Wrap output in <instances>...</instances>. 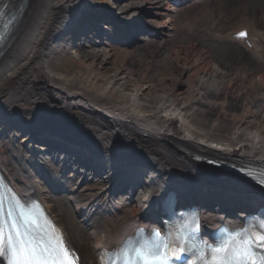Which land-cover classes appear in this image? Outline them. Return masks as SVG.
<instances>
[{"label":"bare ground","instance_id":"6f19581e","mask_svg":"<svg viewBox=\"0 0 264 264\" xmlns=\"http://www.w3.org/2000/svg\"><path fill=\"white\" fill-rule=\"evenodd\" d=\"M183 4L190 15L206 17L196 19L198 35L231 43L236 32L247 33L237 40L243 51L232 44L225 50L231 64L218 63L193 42L169 48L170 17ZM214 7L230 18L228 24L214 25ZM102 14L110 18L92 24ZM19 16L0 54V168L16 190L33 191L55 220L76 235L66 204L81 229L79 250L93 253L119 244L169 188L203 191L214 205L225 197L220 206L264 201L262 190L189 157L264 163V65L254 76L255 64L246 56L264 58V5L237 0H25ZM115 18L149 23L151 38L138 36L118 49L110 36ZM194 27L188 22L182 32L190 37ZM42 128L67 136L96 161L93 167L78 166L65 152L30 149L19 133ZM33 152L39 161V156L46 159L36 174ZM134 157L139 161L130 162ZM54 158L57 188L49 182ZM131 163L144 168L136 179L127 177L130 193L118 201L112 196L115 179L125 177ZM88 179L99 187L84 189ZM54 189H63L57 190L63 194L60 200L52 195ZM219 218L205 214V228Z\"/></svg>","mask_w":264,"mask_h":264},{"label":"snow or ice","instance_id":"6c2138e0","mask_svg":"<svg viewBox=\"0 0 264 264\" xmlns=\"http://www.w3.org/2000/svg\"><path fill=\"white\" fill-rule=\"evenodd\" d=\"M239 35L244 37L246 34L241 32ZM137 232L143 234L142 229ZM219 233L223 239L196 242L195 237L170 239L154 229L150 237L142 235L139 243L131 238L122 241L119 252L124 256L123 264H172L173 260L180 261L187 252H191L195 259L190 258L186 264H264V255L253 250L254 246L264 248V231L249 233L246 229L230 231L221 228ZM4 242L0 231V256L4 253ZM9 249L12 256L9 264H74L59 240L53 242L50 239L35 246L21 243L19 247H14L9 240Z\"/></svg>","mask_w":264,"mask_h":264},{"label":"rangeland","instance_id":"374dc122","mask_svg":"<svg viewBox=\"0 0 264 264\" xmlns=\"http://www.w3.org/2000/svg\"><path fill=\"white\" fill-rule=\"evenodd\" d=\"M237 1L239 3H242V4L245 3L248 5H256V6H261V4L264 5L263 0H257V1L256 0H237ZM186 6L187 5H185V4L177 6L176 12H172V14H171L170 19L172 20L171 26H173V29L171 32V37H169L167 39V44H168L169 48L174 49V47H176L177 45H184V44H189V43L193 42L200 49H202L206 53H208V56L214 57V59L217 60L218 63H222V64H226V65L231 64V60L226 57L224 52H226L225 50L227 49V47H231L229 44H232L233 46H236L242 50L240 43H238V42L229 43V41L220 40L216 37L211 36V34H202V35L196 34V33H199V31H200V28L198 27L200 22L199 23L196 22V19H201V18L206 19V17H205V15H202L201 18H199L198 16H195V13L193 15H190L189 13L186 12V10H184V8H186ZM215 9L216 8L214 7V10ZM219 11L220 10H218V9L215 10L214 16H216V17L214 20V25H216V26L221 25L222 26V25H225V23L228 24V22L230 21V18L228 16H226L222 11H220V12ZM229 15H231V14L229 13ZM231 17H232V15H231ZM188 22L195 23V27H194L195 31H192V32L189 31V33H188L190 35V37L187 36L186 33L182 32V30H184V26H186ZM216 26H214V27H216ZM193 35L195 36L194 38H193ZM148 41H149V39H148ZM117 48L122 50L124 48V46L119 45V46H117ZM246 56L255 64L256 68L254 67V69L252 70V73L254 76H256L258 73L257 68L264 65V58L256 59L250 53H246ZM129 161L134 162V161H139V159L137 157H134V158L130 159ZM82 187L84 189H87V190H92V189L98 188L99 185L94 180H90V181H87L86 183H84L82 185ZM61 198H62V196H58L56 199L60 200ZM65 207H66L67 212H68L67 218H68V221L70 222V224L73 225L75 227V229L78 228V230H81L80 227H78L77 219H75V217L70 213L66 204H65ZM61 208H63L62 205H61ZM68 226H69V223H68ZM64 227H66V226H64ZM78 230H77L76 235H73L71 233V230L68 229V231H67V228H66L68 236L72 240V243L75 246H77L76 245V239H78L77 235H79ZM80 234H81V231H80ZM79 252H80V255L82 258V262L85 264V261L89 257V251H87L86 253H83L81 250H79Z\"/></svg>","mask_w":264,"mask_h":264}]
</instances>
